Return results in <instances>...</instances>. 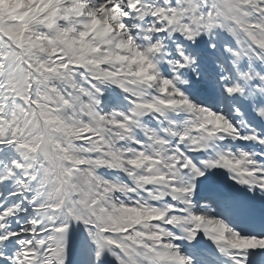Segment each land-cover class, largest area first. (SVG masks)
<instances>
[{
    "label": "snow or ice",
    "instance_id": "1",
    "mask_svg": "<svg viewBox=\"0 0 264 264\" xmlns=\"http://www.w3.org/2000/svg\"><path fill=\"white\" fill-rule=\"evenodd\" d=\"M0 264H264V0L0 7Z\"/></svg>",
    "mask_w": 264,
    "mask_h": 264
},
{
    "label": "clouds",
    "instance_id": "2",
    "mask_svg": "<svg viewBox=\"0 0 264 264\" xmlns=\"http://www.w3.org/2000/svg\"><path fill=\"white\" fill-rule=\"evenodd\" d=\"M0 7H2L5 10H7L9 7H15V5H9V4L6 3V4H4V5L0 6Z\"/></svg>",
    "mask_w": 264,
    "mask_h": 264
},
{
    "label": "rangeland",
    "instance_id": "3",
    "mask_svg": "<svg viewBox=\"0 0 264 264\" xmlns=\"http://www.w3.org/2000/svg\"><path fill=\"white\" fill-rule=\"evenodd\" d=\"M20 2L21 0H11V5L17 6Z\"/></svg>",
    "mask_w": 264,
    "mask_h": 264
}]
</instances>
